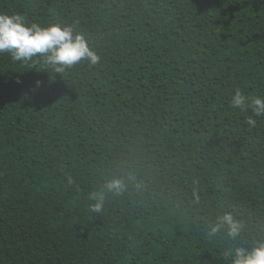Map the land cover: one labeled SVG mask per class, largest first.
<instances>
[{"label": "trees", "instance_id": "obj_1", "mask_svg": "<svg viewBox=\"0 0 264 264\" xmlns=\"http://www.w3.org/2000/svg\"><path fill=\"white\" fill-rule=\"evenodd\" d=\"M0 13L71 27L100 57L55 73L43 55L0 54V264H232L229 250L264 241V116L230 104L236 89L264 98V0ZM111 177L128 190L92 213ZM224 212L245 229L209 239Z\"/></svg>", "mask_w": 264, "mask_h": 264}, {"label": "clouds", "instance_id": "obj_2", "mask_svg": "<svg viewBox=\"0 0 264 264\" xmlns=\"http://www.w3.org/2000/svg\"><path fill=\"white\" fill-rule=\"evenodd\" d=\"M5 52L16 61H28L34 56L43 55L45 65L53 68L55 73H62L81 61H87L90 66L95 65L100 59L89 47L85 37L74 34L71 27H61L59 24H49L45 27L34 24L29 26L20 14L0 13V54ZM230 104L242 111L251 109L256 117L264 116V98H252L249 101L239 89L232 95ZM247 123L254 126L256 121L249 116ZM127 190L128 184L125 179L121 177L105 179L98 191L89 194V210L96 214L102 213L109 195L119 197ZM244 229L245 224L242 220L230 212H224L210 226L208 237L211 239L221 230H226L227 236L231 240H236ZM225 255L232 258V264H264V241L247 247L237 246Z\"/></svg>", "mask_w": 264, "mask_h": 264}]
</instances>
